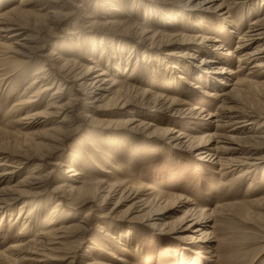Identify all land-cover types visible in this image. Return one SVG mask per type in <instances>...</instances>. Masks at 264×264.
<instances>
[{
  "label": "bare ground",
  "instance_id": "obj_1",
  "mask_svg": "<svg viewBox=\"0 0 264 264\" xmlns=\"http://www.w3.org/2000/svg\"><path fill=\"white\" fill-rule=\"evenodd\" d=\"M111 1H103L101 12L85 13L84 7L91 1L84 0V6H72L71 13L63 14L60 0H22L20 6L0 13V84L11 80L13 84L23 85L30 81L24 89H17L16 92L21 94L8 111L14 114V117L10 114L9 119L14 120L1 132L18 146L11 151L2 147L4 144L0 141V184L8 183L0 189V229L6 224L4 217L8 215L9 228L15 230L14 234H9L13 240L11 244L0 248V259L11 264H131L127 257L133 253L129 241L133 239L132 233L130 230L118 233L112 223L124 215L131 217L130 223L137 222L156 235L160 230L176 231L177 236L181 235L176 240L183 248L190 249L192 259L189 264H194V257L205 255L212 258V262L217 257L218 264H223L225 260L215 256L214 234L205 231L206 228L213 230L208 222L213 214H220L218 209H201L187 196L168 195L160 188L153 190L148 185L136 186L125 179L126 172H122L121 159L115 158L116 153L105 150L87 133L78 137L72 153L65 154V151L71 137L88 132L91 126L99 130L124 122L132 134L148 131L164 136L174 149L194 155L202 164L219 167L225 175L237 174L235 180L238 181L246 179L258 168H264V110L237 100L252 88L264 85L255 79L264 74V16L249 19L247 24L243 19L236 22L233 17L237 7L242 9V14L254 11L251 5L259 0H164L180 10L174 17L178 24L182 23V28L198 32L192 37L177 35L170 38L161 34L181 46L170 50L167 58L157 63V68L162 63L160 73H164L163 78L167 76L164 83L171 84L170 94H158L151 88L127 83L129 78L119 77L121 65L115 62L117 51H109L111 47L102 40L85 41L91 43L86 49L85 43L78 39L81 42L78 50L83 54L91 50L93 55L77 61L68 52L57 50L42 57L40 52L44 47L38 46L39 36L30 34L22 38L17 34L24 28L37 35V31L49 34L55 28L64 27L72 16H77L83 32L97 27L106 28L108 32L113 28L134 31L135 24L118 23L111 17V11L115 10ZM260 2L258 7L264 10V0ZM37 12H45L44 19H36L33 24L20 20L39 18L41 14ZM171 20H166L165 24ZM216 28L236 36V46L233 48V40L225 36L206 33ZM140 35L138 43L143 40L148 42L142 44L149 49H161L154 42L160 34L143 30ZM185 43L195 45L188 47ZM189 48L193 53L185 52ZM197 55L207 56L201 61V71L188 62L197 60ZM37 58L45 60L38 64ZM235 63L238 64L236 67ZM33 67L36 69L32 71ZM191 68L201 72L194 76L198 78L196 83L188 80ZM124 71H128L127 67ZM213 74L228 76V80L218 81L217 85ZM182 95L186 98L182 99ZM194 96L203 100H194ZM202 101L218 103V110L212 112ZM136 107L143 114H153L148 117L153 120L163 116L164 126L155 128L139 116L129 118V114H134L129 111ZM116 117L124 120L118 121ZM180 124H201L206 127V132L200 137H192L182 128L175 127ZM15 125H21L17 126L21 129H12ZM29 129V132H23ZM112 142L119 148L126 144L125 140L115 138ZM67 156L70 157L68 162ZM32 160L38 163L27 176L13 183ZM87 160L94 167L91 174L81 165L89 162ZM90 175L104 178L92 180L95 178L89 179ZM124 203L129 207L121 212ZM252 203L264 209V198ZM17 204H20L16 209L18 216L13 220L16 210L10 208ZM86 207L89 209L79 221L75 211ZM173 212L182 217L175 222H166ZM8 237L7 234L4 240Z\"/></svg>",
  "mask_w": 264,
  "mask_h": 264
},
{
  "label": "rangeland",
  "instance_id": "obj_2",
  "mask_svg": "<svg viewBox=\"0 0 264 264\" xmlns=\"http://www.w3.org/2000/svg\"><path fill=\"white\" fill-rule=\"evenodd\" d=\"M1 1L0 13L2 14L8 12L14 7H18V5L20 6V1L22 0ZM7 1L8 4H5ZM83 1L84 0H60V2H63L61 4L62 7L60 11L63 12V14H69L73 10L72 6L80 4L84 6ZM88 1L91 2L89 5H85V13H92V10L97 12H101L103 10L102 3L105 0ZM161 1L162 2H159L157 0L152 3L148 0L111 1L114 5L112 8L115 9L111 11V13H113L111 14V17L116 19L118 23L135 24L136 28L134 31H123L120 28H113L108 32L106 28L97 27L93 29H85L86 32H83V29H81L78 25L79 23H77V16H72L69 18L68 22L65 23L64 27L61 29L55 28L50 31L49 34L37 31V33H39L37 35L26 28L22 29L17 34H20L22 38L30 34L39 36L40 40L38 46L44 47V50L40 52L42 57H47L52 51L57 50L59 53L68 52L77 61H82V58H89V56L93 55L91 50L90 52L88 51V54L85 53L87 51H84L83 54L78 50V44L82 41L85 43L84 48H86V46H91V43L85 42L87 40L93 41L95 39L98 42L104 41L108 47H111L109 51H117L115 54V62L121 65V72L118 73L119 77L124 79L129 78L127 83L131 85L142 88H151L158 94H170L171 84L164 83L165 81L163 79L167 78V76L163 78L164 73H160L162 70V63L159 64L158 68L157 63L162 61V59H166V55L170 50L181 48L180 45L175 44L176 40H169L170 38L177 35L192 37L198 32L195 33L191 32L189 29L186 30L185 28H182L180 26L182 23L178 24V20L174 17L176 16V11L180 10H177V7L174 8L173 4H168L170 2L164 0ZM260 1L262 0H259L257 3L255 2L251 5L254 7V11H244L242 14L240 13L242 12L240 7L235 8L233 12L235 21L239 22V19H243L246 21L244 23L247 24L250 20H254V18L257 19L264 16V10H261V8L258 7L260 6ZM31 9L37 11L36 7L35 9L32 7ZM161 11L165 14H161ZM257 12L259 14H257ZM37 13L38 15L41 14L39 18L26 17L20 20L32 22L36 19H44L42 15L45 12ZM169 19H172L169 21L170 23L165 24L166 20ZM33 23L34 22H32V24ZM75 23H77V25H75ZM143 30H149L160 34V37L156 38L154 42L159 44L161 49H149L147 45L142 44H148V42H144L143 40L141 41L142 43H138L141 39L140 33ZM206 33H212L216 37L225 36L231 41L233 40V48L236 46L238 41L236 36L235 38L229 36L226 34L224 29L222 30V28H216L208 32L206 31ZM161 34L168 35L170 38L162 37ZM78 39H81V42ZM194 45L195 44L193 43L184 44V46L188 47ZM133 47L135 48L133 49ZM88 48L91 49V47ZM228 49L229 47L225 49V54ZM185 52L193 53L192 48H189L188 51L185 50ZM131 53H133V55H131ZM98 56L100 57L99 53L97 58H99ZM197 56V60L191 59L188 62L200 68L199 71H201V61L204 58H207V56ZM43 60L45 59L37 58L36 62L40 64L43 63ZM103 63L107 62L103 61ZM237 65L238 64H236L235 67ZM126 67L128 71H124ZM35 69L36 67H33L32 71ZM191 71L193 74L192 72L187 74L188 80L193 83L198 82V78L195 77L201 72L196 71L194 68H191ZM212 73L214 72L211 70L210 74L212 75ZM259 73H261V71H259ZM213 76L217 81V85L218 81L220 83L222 80H228V76H219L215 74H213ZM255 79L258 82L264 83V74L262 76L255 77ZM10 81H8L9 84L7 81H4L2 85L0 84V141L4 144L2 147H6L11 151H14L17 149V142L13 139H7V137L1 132L7 128V125H11V121L14 120H12V118L11 120L9 119L10 114V117H14V114L12 115V113H9V107H13L14 101H16V98L21 94V92H16L17 89L20 87V89H24L30 84V81L23 85L19 82H14L15 84H13ZM209 90L211 89L209 88ZM181 98L184 99L186 96L182 95ZM198 99L203 100L199 96H194V100ZM237 100L241 103H246L248 106H259L261 107V110H264V85L252 88L246 95L237 97ZM131 103L136 104V102ZM204 103L208 107L207 109L212 112L215 113L218 110V103ZM129 112L134 113L132 115L129 114V118L139 116V118L145 122H151L155 128H162V126H164L165 118L163 116H159L157 117V120H153L148 118L153 116V114H149V112L143 114L138 107L130 110ZM115 119L118 121L124 120L123 117H116ZM179 121L182 122V120ZM17 126L15 125L12 129H21V127ZM175 127L182 128L183 131L185 130L184 132L189 133L192 137H200L206 132V127L201 124L194 126L192 124H180V126L177 125ZM153 130L154 128L152 131ZM25 131L29 132L30 129L24 130L23 132ZM212 132H214V130H212ZM83 134L89 135L90 139H95L105 150L111 152L114 151L116 153V155H114L115 158L121 159L119 161V165L122 170L124 169L122 172H126L125 179L129 180L136 186L148 185L152 187L153 190H156V188L158 190L160 188V191L163 190L164 192H162L165 194L168 193V195L179 196L181 194L185 197L187 196L188 199L196 205V207L201 209H218L220 214H213L211 220L208 222L209 226L213 227V230L206 228L205 231L214 234L213 249L216 254L215 256L221 257L222 261L225 260L226 262L224 261L223 264H264V209L259 206H255L252 203V201L264 198V168H258L256 172L250 174L251 176L249 175L246 179L238 181L235 180L237 174L225 175L219 167L215 168L202 164L196 157H194V155L174 149L171 145H169V142L164 139V136L152 134V132L150 133L148 131L140 132L137 135L132 134L129 127L124 122L121 124H115L114 126H109V128H100L99 130L92 129L91 126L88 132H82L80 135L69 139L67 142L69 148L66 149L65 154L72 153L73 147L76 146L78 139L82 137ZM102 137H107V140L102 139ZM111 137L118 140H125V146L122 145V147L119 148L114 142H112L114 138ZM68 160H70V157L68 158L67 156V162ZM36 163H38V161L32 160L30 164L25 167L22 174L13 181V183H17L20 179L27 176V173L30 172ZM81 165L82 167H87L90 174L91 171L94 170L90 161L84 162ZM62 172L63 170H61V173ZM91 178H95L92 180L97 179L100 181L104 177H102V175H93L89 179ZM7 184L8 183L0 184V189L7 186ZM115 201L117 202L118 199H115ZM115 201L113 203H116ZM126 204L127 203L123 204L120 209L121 212L128 209L129 205ZM19 205L17 204L11 207V211L16 210ZM88 209L89 207H86L75 211L76 214H79V221L83 219ZM17 216L18 210H16L13 220H16ZM7 217L8 215H5L4 219L6 224L0 229V248L9 246L13 241L10 239L9 234H14L15 230L14 228H9V220ZM180 217H182V214L173 212L166 222L178 221ZM203 218L204 220L206 219V217ZM130 219L131 217L122 215L116 218V221L112 220V223L115 227H117L116 229H118V233H120V231L126 232L128 230L132 233L133 239H130L129 241L132 244L133 253L131 256L129 255L127 257L128 262L131 264H179L180 262V264H189L188 261L192 259L190 256V249L189 247H187V249L183 248V245L176 240V238H180L181 236L179 234V236H177V234H175L177 233L176 231L169 232L168 230L173 229H165L163 232L160 230L158 232L159 235H156L152 233L150 229L145 226L144 228L143 225H140L137 222L130 223ZM7 234L9 237L8 240L5 241L4 239ZM133 234L135 236H133ZM231 255L233 256L231 257ZM194 258H196L194 260V264H218V259L216 260L217 257L213 258L214 262L210 261L212 258L208 255L197 256ZM0 264L11 263L5 259H0ZM77 264L82 263L80 262Z\"/></svg>",
  "mask_w": 264,
  "mask_h": 264
}]
</instances>
